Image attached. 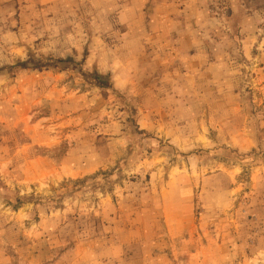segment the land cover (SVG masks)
Masks as SVG:
<instances>
[{
    "label": "rangeland",
    "instance_id": "obj_1",
    "mask_svg": "<svg viewBox=\"0 0 264 264\" xmlns=\"http://www.w3.org/2000/svg\"><path fill=\"white\" fill-rule=\"evenodd\" d=\"M0 264H264V0H0Z\"/></svg>",
    "mask_w": 264,
    "mask_h": 264
}]
</instances>
